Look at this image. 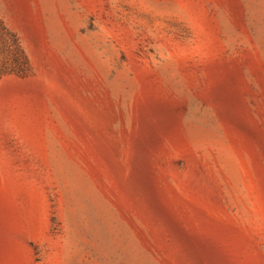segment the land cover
<instances>
[{
    "label": "rangeland",
    "instance_id": "374dc122",
    "mask_svg": "<svg viewBox=\"0 0 264 264\" xmlns=\"http://www.w3.org/2000/svg\"><path fill=\"white\" fill-rule=\"evenodd\" d=\"M0 264H264V0H0Z\"/></svg>",
    "mask_w": 264,
    "mask_h": 264
}]
</instances>
